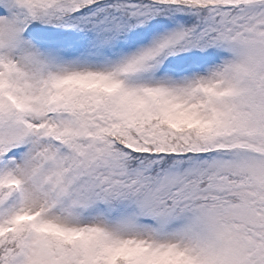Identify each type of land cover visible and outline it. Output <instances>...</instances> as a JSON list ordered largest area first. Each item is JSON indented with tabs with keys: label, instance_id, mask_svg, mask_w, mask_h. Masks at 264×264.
Masks as SVG:
<instances>
[{
	"label": "snow or ice",
	"instance_id": "6c2138e0",
	"mask_svg": "<svg viewBox=\"0 0 264 264\" xmlns=\"http://www.w3.org/2000/svg\"><path fill=\"white\" fill-rule=\"evenodd\" d=\"M0 264H264V0H0Z\"/></svg>",
	"mask_w": 264,
	"mask_h": 264
}]
</instances>
